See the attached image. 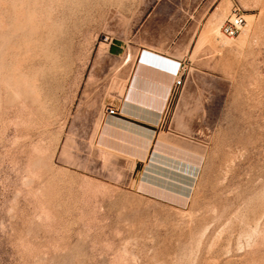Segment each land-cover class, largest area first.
<instances>
[{"label": "rangeland", "instance_id": "1", "mask_svg": "<svg viewBox=\"0 0 264 264\" xmlns=\"http://www.w3.org/2000/svg\"><path fill=\"white\" fill-rule=\"evenodd\" d=\"M47 1L0 0V264H264V0ZM155 8L178 28L202 9L209 55L185 62L204 158L184 205L130 190L120 160L66 135L94 50Z\"/></svg>", "mask_w": 264, "mask_h": 264}, {"label": "crops", "instance_id": "2", "mask_svg": "<svg viewBox=\"0 0 264 264\" xmlns=\"http://www.w3.org/2000/svg\"><path fill=\"white\" fill-rule=\"evenodd\" d=\"M201 10L184 9L178 28L175 19L157 18L166 11L155 8L137 25L104 42L102 52L99 45L66 133L120 160L122 184L130 190L175 205L188 202L204 157L200 145L190 140L192 116L181 103L182 90L173 91L175 77L159 64L140 62L139 56L146 50L161 58L201 63L209 57L195 53L204 30L197 18ZM108 106L118 113H107Z\"/></svg>", "mask_w": 264, "mask_h": 264}, {"label": "built area", "instance_id": "3", "mask_svg": "<svg viewBox=\"0 0 264 264\" xmlns=\"http://www.w3.org/2000/svg\"><path fill=\"white\" fill-rule=\"evenodd\" d=\"M246 24V19L242 13L240 7L233 6L231 14L227 16L221 25L220 29L222 33L230 38L236 37ZM109 37H105V41H108ZM145 58V60L143 59ZM140 62H145L152 64L153 61L160 62L163 64V67H160L166 71H169L175 77L174 82V93H178L184 85L186 67L185 63L181 61H174L168 58H161L153 53H150L146 50H142L139 56ZM107 113L117 114L118 110L114 107L108 106L106 108Z\"/></svg>", "mask_w": 264, "mask_h": 264}, {"label": "bare ground", "instance_id": "4", "mask_svg": "<svg viewBox=\"0 0 264 264\" xmlns=\"http://www.w3.org/2000/svg\"><path fill=\"white\" fill-rule=\"evenodd\" d=\"M39 1V0H38ZM47 1V0H46ZM48 1H50V0H48ZM47 1V2H48ZM55 1H57V0H55ZM11 2H12V0H11ZM43 2V1H42ZM52 2V1H51ZM60 2H62V1H60ZM13 3V2H12ZM40 3V2H39ZM54 3V2H53ZM57 3H59V2H57ZM38 4V3H37ZM51 4V3H50ZM54 5V4H53ZM53 5H51V6H53ZM58 5V4H57ZM57 5H54V6H56L55 8H57ZM38 7V6H37ZM42 8V7H41ZM54 7H52V9H53ZM49 9V8H48ZM50 9H51V7H50ZM58 9V8H57ZM45 10V9H44ZM52 11V10H51ZM14 13V12H13ZM18 14V13H17ZM35 15H37V14H35ZM249 16V15H248ZM36 17V16H35ZM48 24V23H47ZM12 32V31H11ZM42 34V33H41ZM18 39V38H17ZM13 42V41H12ZM144 60H145V58H143ZM152 63H154V64H159V66H161V67H163V64L162 63H160V62H156V61H153ZM16 73V72H15ZM19 74V73H18ZM15 77H16V75H15ZM18 77V76H17ZM21 83V82H20ZM9 84V83H8ZM14 84H12V86H13ZM15 86H16V84H15ZM18 87V86H17ZM178 149V148H177ZM156 163V162H155ZM173 165V164H172ZM186 165V164H185ZM164 166V165H163ZM194 166V165H193ZM160 167V166H159ZM165 168V167H164ZM170 168V167H169ZM191 168V167H190ZM147 169H148V167H147ZM196 169V168H195ZM149 170V169H148ZM167 170V169H166ZM183 171V170H182ZM185 171H186V169H185ZM164 172H166V171H164ZM172 172V171H171ZM188 172L190 173V171L188 170ZM195 173V172H194ZM193 173V174H194ZM177 174H178V172H177ZM195 175V174H194ZM148 176H149V174H148ZM152 176V175H151ZM150 176V177H151ZM165 176V175H164ZM196 176V175H195ZM146 177V176H145ZM181 177V176H180ZM193 178V177H192ZM156 179V178H155ZM159 180H160V178H158ZM180 179V178H179ZM184 179V178H183ZM142 180H143V177H142ZM145 180H146V178H145ZM164 180H162V182H163ZM184 181V180H183ZM191 181V180H190ZM148 182H150L149 180H148ZM151 182H152V180H151ZM188 182V181H187ZM157 183H159V182H157ZM165 183V182H164ZM166 184H168V183H166ZM170 184V183H169ZM161 185V184H160ZM164 185H162L161 187H163ZM165 189H166V187H165ZM180 189V188H179ZM183 189V188H182ZM162 190V189H161ZM168 190V189H167ZM187 192V191H186ZM189 192V191H188ZM185 193V192H184ZM163 194V193H162ZM178 194V193H177ZM183 195V194H182ZM185 195V194H184ZM183 195V196H184ZM189 195V194H188ZM187 196V195H186ZM179 197V196H178Z\"/></svg>", "mask_w": 264, "mask_h": 264}]
</instances>
